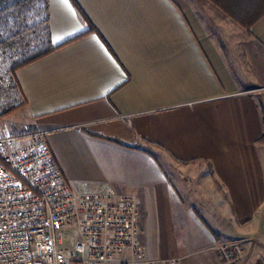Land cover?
I'll return each mask as SVG.
<instances>
[{
	"label": "crops",
	"instance_id": "0c3cea01",
	"mask_svg": "<svg viewBox=\"0 0 264 264\" xmlns=\"http://www.w3.org/2000/svg\"><path fill=\"white\" fill-rule=\"evenodd\" d=\"M76 1L99 34L67 42L87 27L70 0L0 13V42L58 46L10 76L0 110L22 106L0 135L46 131L73 190L135 195L138 259L229 264L218 248L238 243L235 264H264V16L245 29L206 0Z\"/></svg>",
	"mask_w": 264,
	"mask_h": 264
},
{
	"label": "built area",
	"instance_id": "2783aa9c",
	"mask_svg": "<svg viewBox=\"0 0 264 264\" xmlns=\"http://www.w3.org/2000/svg\"><path fill=\"white\" fill-rule=\"evenodd\" d=\"M137 216L133 194L73 190L46 131L0 136V264H177L134 257ZM218 250L229 264L243 256L238 243Z\"/></svg>",
	"mask_w": 264,
	"mask_h": 264
},
{
	"label": "trees",
	"instance_id": "16d2710c",
	"mask_svg": "<svg viewBox=\"0 0 264 264\" xmlns=\"http://www.w3.org/2000/svg\"><path fill=\"white\" fill-rule=\"evenodd\" d=\"M212 4L218 7L220 10L224 12L233 22L237 23L239 26L245 29H249L260 17L264 16V0H209ZM31 0H0V13L4 12L8 9H13V7H24L27 6ZM73 7L76 9L80 18L86 24V29L69 38L68 41H72L85 33L88 32H96L99 34L95 26L92 24L89 17L83 11L81 6L77 3L76 0H70ZM21 48L19 46V42H0V66L4 71L0 73V95L3 97V100L8 99V93L13 89L11 88L10 78L7 79L6 74L12 76L14 71L24 66L31 61L39 58L45 53L50 52L54 48L58 47H49L47 51L44 52H32L28 54V50L30 49V42H21ZM18 45V46H17ZM22 50V54L24 55L21 61L17 59L14 55L19 50ZM27 54V55H26ZM11 59V61H10ZM13 62L9 68H6L7 63ZM4 67V68H3ZM6 73V74H5ZM4 85V86H3ZM1 98V97H0ZM11 97H9L10 99ZM9 99L7 101H9ZM22 105V104H21ZM19 105H11L5 109L0 110V120L11 112L15 111Z\"/></svg>",
	"mask_w": 264,
	"mask_h": 264
},
{
	"label": "rangeland",
	"instance_id": "374dc122",
	"mask_svg": "<svg viewBox=\"0 0 264 264\" xmlns=\"http://www.w3.org/2000/svg\"><path fill=\"white\" fill-rule=\"evenodd\" d=\"M206 1H208L209 3H211L209 0H206ZM212 4V3H211ZM214 7H216L214 4H212ZM219 11H221L223 14H224V12L222 11V10H220L218 7H216ZM229 20H231L226 14H224ZM232 21V20H231ZM233 22V21H232ZM235 23V22H234ZM235 24H237V23H235ZM238 25V24H237ZM239 26V25H238ZM239 27H241V26H239ZM14 60H16L17 58H13ZM10 61H11V59H10ZM11 65H13V62H9V63H7V65H6V68H9ZM4 68V67H3ZM4 71V69H2V67L0 66V73H2ZM6 74V73H5ZM6 77H7V79H9L10 78V75H7L6 74ZM262 101V100H261ZM22 105L21 104H19V108L21 107ZM262 108H264V101H262ZM12 113V112H11ZM10 113V114H11ZM10 114H8V115H10ZM8 115H6L5 117H7ZM5 117H3V118H5ZM2 118V119H3ZM27 131H30V130H27ZM20 132H24V131H17V132H9V133H7V134H2V135H0V136H5V135H11V134H17V133H20ZM262 143H264V141H262ZM262 143H259L258 145L260 146Z\"/></svg>",
	"mask_w": 264,
	"mask_h": 264
},
{
	"label": "snow or ice",
	"instance_id": "6c2138e0",
	"mask_svg": "<svg viewBox=\"0 0 264 264\" xmlns=\"http://www.w3.org/2000/svg\"><path fill=\"white\" fill-rule=\"evenodd\" d=\"M65 3H67V0H65Z\"/></svg>",
	"mask_w": 264,
	"mask_h": 264
}]
</instances>
